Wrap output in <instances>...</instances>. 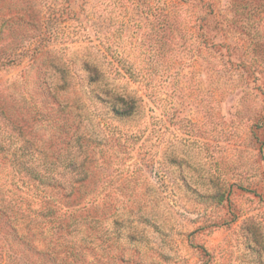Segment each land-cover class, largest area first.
Here are the masks:
<instances>
[{
  "label": "rangeland",
  "instance_id": "1",
  "mask_svg": "<svg viewBox=\"0 0 264 264\" xmlns=\"http://www.w3.org/2000/svg\"><path fill=\"white\" fill-rule=\"evenodd\" d=\"M229 2L148 0L154 14L163 10L179 26L162 52L149 30L129 23L135 11L124 0H0L3 144L37 160L52 145L65 149L68 132L75 151L76 137L88 136L80 145L89 144V180L76 187L96 196L91 259L99 264H264V128L251 129L264 94L260 82L222 70L195 31L204 5L225 19ZM135 29L156 49L152 96L124 74L110 76L118 93L133 91L146 104L121 119L105 84L92 82L91 73L105 68L95 46L115 51L120 40H108L110 32L125 42ZM202 32L236 48L239 61L243 41L212 26ZM61 181V193L70 191L69 174ZM3 189L26 191L10 182Z\"/></svg>",
  "mask_w": 264,
  "mask_h": 264
},
{
  "label": "trees",
  "instance_id": "2",
  "mask_svg": "<svg viewBox=\"0 0 264 264\" xmlns=\"http://www.w3.org/2000/svg\"><path fill=\"white\" fill-rule=\"evenodd\" d=\"M179 1L184 4L190 3V0ZM125 2L131 4V9L135 11V14L128 18L129 23L138 29L144 27L149 30L148 35H154L152 41L157 43L160 51L163 52L167 48L170 40L176 41L174 37L170 39L167 34L174 26L179 27L176 18L170 20L168 13L163 10L154 14L151 7L148 8V0H124ZM204 8L206 13L198 18L200 25H195V31L202 38V43L206 45L209 54L219 57L218 64L222 70L225 69L224 66H228L227 70L230 72L240 73L254 83L260 82L256 89L264 94V84L261 83V80L264 81V0H230L231 15L225 19H217L209 5H204ZM143 19L146 20L144 24ZM38 22L37 19L35 25L32 23L31 25L35 27ZM210 26L217 32H224L231 38L243 41L244 47L239 61L232 59L237 52L236 48L225 42L215 43L207 33H200V29L206 30ZM138 29L127 35L124 40L126 43L115 33L110 32L108 40L115 41L113 37L120 40L118 42L120 45H117L115 51L110 46H95L105 68L103 71L95 69V73H91L92 82L100 80L101 84H105L104 91L110 96L108 103L111 110L121 119L144 112L146 104L142 97H138L133 91L118 93L117 87L111 83L113 80L110 76L124 74L131 82H138L145 95L150 98L152 96L150 67L153 66L154 60L151 54L154 55L156 49L154 44L152 46L146 40V35L142 34L141 39L138 37ZM55 35L57 36L56 33ZM61 36L66 40L72 38V35L67 33H62ZM47 38L49 41L53 40L51 35ZM224 48H227L229 57L227 62H224L223 53L226 52ZM123 57L127 59L124 60ZM99 77L102 79H96ZM252 118V130L264 128V113H256ZM6 134L7 131H2L0 125V174H5V177H0V248H2L0 264H99L98 261L91 259L94 244L91 224L96 196L93 198L90 192H82L76 187L89 180L87 170L89 162L86 161L89 158V144L86 148L80 145V141L88 136L76 137L78 144L75 151L73 144L75 132H68L70 137L68 141L63 142L65 149L52 145L51 154L44 153L43 158L35 160L29 159L27 154L24 155L25 147L14 151L10 149L11 144L10 148L6 147L3 144ZM80 156H83L85 161L78 164ZM78 169L77 174L84 172L82 177L74 175ZM66 174H69L71 190L61 193L65 189L61 180ZM8 182L19 190H23L24 187L25 193L4 190L3 186ZM49 192L52 194H48ZM72 203L77 204L72 206ZM67 228H72L73 231L67 233ZM65 233L70 236L69 239ZM99 240L102 242V249L106 250L107 240L103 237ZM2 251H5L6 259ZM116 260L124 263L125 257L120 254Z\"/></svg>",
  "mask_w": 264,
  "mask_h": 264
}]
</instances>
